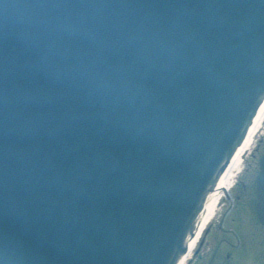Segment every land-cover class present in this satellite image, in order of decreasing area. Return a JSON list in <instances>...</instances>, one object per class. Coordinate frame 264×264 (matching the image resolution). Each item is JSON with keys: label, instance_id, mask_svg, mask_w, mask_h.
Segmentation results:
<instances>
[{"label": "water", "instance_id": "water-1", "mask_svg": "<svg viewBox=\"0 0 264 264\" xmlns=\"http://www.w3.org/2000/svg\"><path fill=\"white\" fill-rule=\"evenodd\" d=\"M263 99L264 0H0V264H177Z\"/></svg>", "mask_w": 264, "mask_h": 264}, {"label": "flooded vegetation", "instance_id": "flooded-vegetation-1", "mask_svg": "<svg viewBox=\"0 0 264 264\" xmlns=\"http://www.w3.org/2000/svg\"><path fill=\"white\" fill-rule=\"evenodd\" d=\"M260 170L259 160L257 167L244 168L222 194L219 216L205 227L191 264H264V222L257 210Z\"/></svg>", "mask_w": 264, "mask_h": 264}, {"label": "bare ground", "instance_id": "bare-ground-1", "mask_svg": "<svg viewBox=\"0 0 264 264\" xmlns=\"http://www.w3.org/2000/svg\"><path fill=\"white\" fill-rule=\"evenodd\" d=\"M263 123H264V102L259 108L257 114L254 116L252 123L250 124L246 132L243 142L238 146L235 153L231 157L229 164L225 167L224 171L220 175L215 191L207 199L204 209H203L204 211L200 215V221L198 223L197 233L191 241H188L187 248H186L187 251L180 258L177 264H187L188 263L191 252L194 249L195 245L197 244L198 239L200 238L205 227L212 220V218L214 217L217 211L219 201L222 198L223 189L225 190V188H229L230 185L232 184V178L235 175V172L239 171L240 169V165H241L244 153L247 151V149L251 145L256 132L258 131L259 127H261Z\"/></svg>", "mask_w": 264, "mask_h": 264}, {"label": "rangeland", "instance_id": "rangeland-1", "mask_svg": "<svg viewBox=\"0 0 264 264\" xmlns=\"http://www.w3.org/2000/svg\"><path fill=\"white\" fill-rule=\"evenodd\" d=\"M263 153H264V123L261 125V127H259L258 131L256 132L254 136V139L251 145L249 146L247 151L244 153V156H243V159L240 165V169L239 171L235 172V175L232 178V184L230 185V187L233 186V184L237 182L238 176L243 174L244 168L258 166V160ZM223 200L224 199L222 197V199H220L221 202L219 201L217 211L211 221H215L216 218L219 216V212H220L219 206L221 205ZM187 264H191L190 259L188 260Z\"/></svg>", "mask_w": 264, "mask_h": 264}]
</instances>
